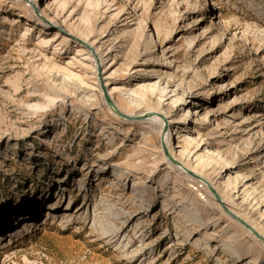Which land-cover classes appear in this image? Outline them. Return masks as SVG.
I'll return each mask as SVG.
<instances>
[{"label": "rangeland", "instance_id": "rangeland-1", "mask_svg": "<svg viewBox=\"0 0 264 264\" xmlns=\"http://www.w3.org/2000/svg\"><path fill=\"white\" fill-rule=\"evenodd\" d=\"M30 1L0 0V264H264L207 187L264 236V0Z\"/></svg>", "mask_w": 264, "mask_h": 264}, {"label": "bare ground", "instance_id": "bare-ground-1", "mask_svg": "<svg viewBox=\"0 0 264 264\" xmlns=\"http://www.w3.org/2000/svg\"><path fill=\"white\" fill-rule=\"evenodd\" d=\"M25 1H27V3L28 2H30L31 3V1L30 0H25ZM33 4V3H32ZM28 5V4H27ZM35 4L34 5H32V6H30V8H29V10H30V13H31V15H30V17H28V19L30 20V21H33L35 24H36V26H38L40 29H41V31H43L42 30V27H45V26H47L48 25V21L50 20L49 19V17H48V15H47V12H46V10L45 9H42V14H43V17L41 18H33V17H37L38 15H39V11H37V10H35ZM20 20H19V18H16L15 19V22H19ZM28 29V28H27ZM151 39H152V36H151ZM88 46L90 47V49H94V46L93 45H91V44H88ZM88 46L86 45V47L88 48ZM95 50V49H94ZM94 54H98V52H97V50H95L94 51ZM92 57H93V54H92ZM104 60H102L101 59V62H103ZM96 65V64H95ZM5 80V79H4ZM166 90V88H161L160 89V92L162 93V92H164ZM109 94V100L112 102V103H110V105L109 104H107L106 103V101L104 100V104L105 105H107V107L109 108V110L110 111H112L113 113H116L117 111H119L120 110V108L117 106V104L114 102V100L112 99V96H111V92L110 93H108ZM105 96L106 97H108L107 96V94L106 93H104V98H105ZM175 98V97H174ZM177 98V97H176ZM189 110H187V112H188ZM121 112V111H120ZM150 112L151 111H148V110H145V111H143V112H141V113H139V114H137V115H130V114H125L124 113V116H120V117H117V119L118 120H121V121H123V122H131V120L130 119H132V117H134V116H138L139 117V120H141V122H143V123H145V125L146 124H148V125H155V124H159V127H160V132H162L163 130L165 131L166 130V132L162 135V138H161V141H160V143L163 145V146H165L166 147V149H168L167 150V154H168V157H170V158H173L172 156H171V152H172V148H171V145H170V142H171V138H170V135H169V122H167V121H165V117L160 113V112H154V114L152 115V114H150ZM122 113V112H121ZM143 114V115H142ZM145 116V117H144ZM142 117V118H141ZM135 118V117H134ZM136 119H138V118H136ZM129 120V121H128ZM139 120H136V121H132V122H138ZM140 122V121H139ZM140 122V123H141ZM158 127V128H159ZM183 135H181V134H177V142H178V144L173 148L174 150L176 149V148H179V152L176 154H174V159H176V164H174L173 166L174 167H176L177 168V170H180V171H182L183 173H185V174H187L186 175V177L188 176L189 177V180H194V181H198V182H203V176H201L199 173H197V172H195L193 169L191 170V169H188L183 163H181V161H180V155H184V152H185V149L183 148V141H184V139H181V137H182ZM174 152V151H173ZM169 162V161H168ZM216 162V161H215ZM122 165H123V163L122 162H120V161H110V162H108V166H109V168H120V167H122ZM225 165H227V163H225ZM226 168V167H225ZM117 170V169H116ZM188 172V173H187ZM226 181H227V187H229V186H232V182H231V180L227 177L226 178ZM193 182V181H192ZM206 182V181H205ZM208 188H209V190L211 191V193H212V196H213V199H215V201H216V203L221 207V209L222 210H224V212H226L227 213V215H230V214H232V215H234L237 219H240V220H242L244 223H242V222H239V221H237V220H235V219H233V220H235L236 222H237V224L241 227V229L243 228V231L244 232H246V233H250L252 236H254V234L255 233H257V234H259V233H261L256 227H254V226H252L251 225V223H250V221H249V219H247V218H241V217H239L233 210H232V208L230 207V206H228L227 204H226V200L225 201H223V199H222V195L221 194H219L213 187H211V185L209 184L208 186H207ZM233 188H234V186H233ZM213 190L215 191V193H216V195H217V197L215 196V194L213 193ZM168 202H169V200H168ZM171 203V202H170ZM172 203H173V201H172ZM173 204H175V203H173ZM172 206H174V205H172ZM49 209L50 210H54V209H56V206H55V204H53V203H51V204H49ZM177 207V206H176ZM175 207V208H176ZM79 210V209H78ZM235 210V209H234ZM236 211V210H235ZM53 213H49L48 212V215H49V217H51V215H52ZM182 215H184L185 217H186V219L188 220V221H190V222H192V223H198L201 227H206L207 226V223H206V221H204L203 219H201L199 216H197L196 214H194V213H192V212H190V211H185V213L183 212L182 213ZM247 227V228H246ZM259 232V233H258ZM260 235V234H259ZM263 237V239H264V236H262ZM0 238L2 239L3 238V236L1 237L0 236ZM4 240H5V238H4ZM261 242H262V245L264 246V240H260ZM223 243V242H222ZM225 245V244H224ZM233 247V246H232ZM232 247L229 245V244H226V249L227 250H231L232 249ZM225 250V249H224ZM233 250V249H232Z\"/></svg>", "mask_w": 264, "mask_h": 264}, {"label": "water", "instance_id": "water-1", "mask_svg": "<svg viewBox=\"0 0 264 264\" xmlns=\"http://www.w3.org/2000/svg\"><path fill=\"white\" fill-rule=\"evenodd\" d=\"M105 101H106V103L109 104V105H110V103H112V102L108 99V97H106V96H105ZM116 114H118L119 116H124V114L121 113L120 111H117ZM213 193H214L215 196L217 197V195H216V193H215L214 190H213ZM229 216H230L232 219H235V220H237V221H239V222L244 223L242 220L237 219V218H236L234 215H232V214H230ZM254 236L257 237L259 240H264L263 237H262L261 235L257 234V233H255Z\"/></svg>", "mask_w": 264, "mask_h": 264}]
</instances>
